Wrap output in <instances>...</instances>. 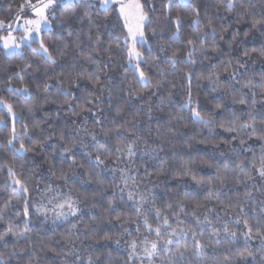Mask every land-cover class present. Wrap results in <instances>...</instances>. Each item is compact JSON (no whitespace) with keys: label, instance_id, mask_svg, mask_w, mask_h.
<instances>
[{"label":"trees","instance_id":"1","mask_svg":"<svg viewBox=\"0 0 264 264\" xmlns=\"http://www.w3.org/2000/svg\"><path fill=\"white\" fill-rule=\"evenodd\" d=\"M26 2L0 0V21ZM139 2L145 84L97 0H60L21 52L0 44L16 113L0 107V264H264V0ZM253 116L255 136L227 131ZM66 191L76 213L45 212Z\"/></svg>","mask_w":264,"mask_h":264},{"label":"rangeland","instance_id":"2","mask_svg":"<svg viewBox=\"0 0 264 264\" xmlns=\"http://www.w3.org/2000/svg\"><path fill=\"white\" fill-rule=\"evenodd\" d=\"M179 1L185 4L190 3V0H179ZM59 2L60 0H55L53 5L45 10V14L47 15L48 19L46 23H41L39 33L33 32L30 38L21 39L22 37H26L28 35L25 29L29 26L25 25L24 21L29 20V19H37L33 11V8L40 6L41 3H47V0H27L25 9L22 12H20L17 15V17H15L12 21L8 23H3L2 25H0V28L8 27L7 33L0 35V44L4 48L5 52L6 53H18V52H21V48L23 45H29L33 41H38L42 30L48 29L51 27L50 18L54 15L55 7L58 5ZM97 2L99 3V6L102 8L101 0H97ZM121 5L125 6L123 13L120 12ZM137 5H139L140 7L137 8L136 7ZM109 6H115L119 15L121 16L123 26L126 31L125 43H126V48H127L128 61L135 69L138 75L139 81L142 84H145L144 80H142L140 77V72H142L140 68L142 56L137 48V44L145 42V38H143V41L141 42L139 37H137V40L134 43L129 33V29H132V32L135 33L138 25H140L141 30L143 31V25L146 19L144 21H140L139 19L141 15L145 16L142 6L139 0H113V2L109 4ZM6 44L8 45L7 47L5 46ZM133 49L135 50L136 53L140 54L139 57L135 56L134 54L132 56L129 55V53ZM39 51L47 55V52H44L43 49H41V47H39ZM145 78L147 80L146 76ZM8 105H9L8 102L0 99V107L5 108L9 116L11 117V119L14 120L16 118V113L13 111L9 112ZM57 194H59V192ZM59 196L60 197L56 196L54 198V203L51 202L48 207L46 206L44 208L45 212L49 213L50 215L51 213L52 214L56 213L58 217L60 218H64V217H67L68 215L69 216L72 215V213L70 212V210L68 209L66 205L63 209H60L57 207V205L63 203L66 198H70V196L67 195V191L61 192ZM61 211L64 212L65 215H59Z\"/></svg>","mask_w":264,"mask_h":264},{"label":"snow or ice","instance_id":"3","mask_svg":"<svg viewBox=\"0 0 264 264\" xmlns=\"http://www.w3.org/2000/svg\"><path fill=\"white\" fill-rule=\"evenodd\" d=\"M54 2H55V0H47V3H41L40 6L33 8V11H34L35 16L37 17V19H29V20L24 21L25 25L29 26V27H27L25 29V31H26V33L28 35L26 37H22L21 39L30 38L33 32L39 33L41 23H46L47 19H48L47 15L45 14V10L48 9L49 7H51ZM112 2H113V0H101L102 9L106 12L109 4H111ZM124 7H125L124 5H121V8H120V12L121 13L124 12ZM136 7L139 8L140 6L137 5ZM228 7H229V9H231L233 7V4H232L231 0H229ZM139 19H140V21H144L146 19V17L144 15H141ZM176 23H177V25H179V23H180L179 18H177ZM2 24H3V22L0 21V25H2ZM215 31L216 30L213 28L212 32L215 33ZM129 33H130L131 38H132L134 43L136 42L137 37H139L141 42L143 41L144 33L141 30L140 25L137 26V30H136L135 33L132 32V29H129ZM12 39H14V38H12ZM233 40H235V36L233 37ZM189 43H192V42L189 41ZM5 46L7 47L8 45L6 44ZM40 47H41V49H43L44 52L48 51L47 48L44 47L43 41L40 42ZM133 54L135 56H137V57L140 56V54L136 53L134 49L129 53V55L132 56ZM247 54L248 53L245 51L244 55L246 56ZM52 62L55 63L54 60ZM242 66L243 65H241V67ZM232 75H233V77H235L237 75V73H232ZM140 77H141L142 80H144L145 83H147V80H146L143 72H140ZM89 79H91V77H89ZM210 79L215 80V79H218V77H216L214 75V76L210 77ZM190 102L191 101H189V103ZM240 103H245V101L241 100ZM8 111L9 112L12 111L11 105H8ZM194 115L197 118H201L199 111H195ZM251 119L253 121L252 123H244V124H241L239 126L233 125L232 127L227 128V131L236 132L238 130V128H251L252 129V135L255 136L256 135V126H255V123H254L255 117L253 116ZM205 122L207 123L208 121H205ZM36 127H39V125H36ZM25 128H26V126H25ZM26 130H27V128H26ZM261 138L264 139V137H261ZM13 139H15V129L14 128H13ZM61 139H63V137H61ZM93 139H95L94 136H93ZM12 142H13L12 140H9V144H11ZM243 143H244V141H241V144H243ZM28 150L29 149L25 148V145L23 143H21L20 149H18L17 151L22 153V152H25V151H28ZM116 150L117 151H121L120 148H117ZM64 151L68 152L70 150L69 149H65ZM101 151H106V149L101 148ZM129 153L131 154V146H129ZM260 161H261V164L264 165V151H262V154H261V157H260ZM96 162L99 163V164L103 163V161L100 159L99 155L96 156ZM238 167H241V169H242V165H238ZM259 174L261 176H264V167H261V169H259ZM15 183L20 184L21 188H23L24 191H27V189L24 188V185H23V183L21 181L17 180V181H15ZM16 191H19V190L16 189ZM131 195L132 194L129 193V197L130 198H131ZM65 205L68 207V209L70 210V212L73 215L76 213L77 210L73 207V202L71 201L70 198H66L64 200V202L59 204V205H57V207L60 208V209H63L65 207ZM27 215H28V210H27V205H25L24 216H27ZM59 215H65V213L61 211L59 213ZM157 215H159V211L157 212ZM145 223L147 224V221H145ZM164 223L167 224V220H165ZM245 224H247V221H245ZM7 231L11 232V227L10 226L7 229ZM225 231H228L227 226H225ZM249 231H250V229H249ZM156 233H157V235H159L160 234V230L156 229ZM233 235H234V233H233ZM149 243L151 245L150 248L147 247V245ZM168 243L171 244V243H173V241L169 240ZM144 244L146 245V247L144 248V251H145L146 255L149 256V257L153 256L156 253V251H157V244L155 242H149V241H147V239L144 240ZM131 247L133 249H135L136 248V242H133ZM196 247H197V255H200L201 253H200L199 249H200L201 245H199L197 243Z\"/></svg>","mask_w":264,"mask_h":264}]
</instances>
